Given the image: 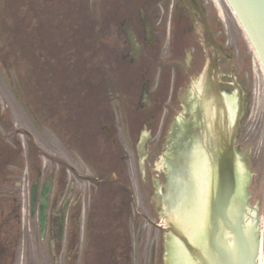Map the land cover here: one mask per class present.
<instances>
[{
	"label": "flooded vegetation",
	"instance_id": "flooded-vegetation-1",
	"mask_svg": "<svg viewBox=\"0 0 264 264\" xmlns=\"http://www.w3.org/2000/svg\"><path fill=\"white\" fill-rule=\"evenodd\" d=\"M104 1L105 5L97 3V11H106V23L93 21L84 30L78 24L51 25L45 14L49 0H18L13 12L0 8L4 65L0 70L11 76L15 98L13 106L0 98V264H75L77 260L159 264L156 241L150 242L145 257L146 236L161 237L171 228L181 233L173 220L171 226H164L159 218L160 206L156 209L157 203L152 202L157 184L163 180L159 194L166 192L161 200L169 209L182 187L174 188L172 179L176 174L181 179L187 176L190 148L194 146L215 169L221 144L231 138L233 127L226 131L223 97L229 93L226 83L234 85L229 68L233 57L212 5L207 0ZM6 33L20 35L16 47ZM104 34L108 41L102 40ZM80 56L95 64L98 58L107 60L110 97L104 104L93 101L80 109L78 104H53L52 120L44 96L49 97L48 77L54 70L50 61L58 57L67 65L66 60ZM13 64L20 73L26 68L27 95L21 94L23 84L12 76ZM34 65L42 84L36 100ZM91 69L90 79L97 72L94 66ZM96 84L95 78L89 86ZM91 110L96 115H87ZM240 121L241 117L234 131V149ZM51 128L61 144L82 147L81 158L92 171L85 177L90 181L88 210L80 205L78 195L70 197L72 185L64 193L61 162L51 167L43 163L51 155L46 151L49 145L44 149L40 142L47 143ZM165 142L168 149L157 166L155 159ZM46 182L51 187L41 232L40 193ZM34 183L38 191L32 204ZM81 218L85 243L80 245ZM34 224L38 243L33 242ZM191 246L199 253L198 245Z\"/></svg>",
	"mask_w": 264,
	"mask_h": 264
},
{
	"label": "rangeland",
	"instance_id": "rangeland-1",
	"mask_svg": "<svg viewBox=\"0 0 264 264\" xmlns=\"http://www.w3.org/2000/svg\"><path fill=\"white\" fill-rule=\"evenodd\" d=\"M18 0H1L0 8L5 11L13 12ZM209 5L217 12V17L222 22V26L225 32V41L227 46L230 47L233 63L229 65V68L233 69V79L239 84V87L242 89L243 97V113L241 115V124L238 130V136H236L235 147L240 152L244 147L248 146L250 149V169H249V183H248V204L257 203V247L259 242L261 243V238L264 235V76L262 70L258 68L256 58L251 51L249 44L245 38L244 33L236 23L234 16L232 15L230 9L228 8L224 0H207ZM97 3L99 0H49V6L45 8L46 18L50 21L51 25H56L59 22L64 24H78L82 25V30L86 27H89L88 24H93V21H102L106 23L107 14L99 13L97 11ZM101 5H105V1L101 0ZM58 5V6H56ZM37 17V16H36ZM36 19V18H35ZM94 19V20H93ZM77 22V23H74ZM2 27V24H0ZM109 27V26H108ZM49 36L51 37L50 44L52 46L53 31L54 29L50 27ZM19 38V34H16ZM15 34L6 33V36L10 37L13 42V47L17 46V38ZM103 41H108V38L105 37V34L102 36ZM87 51V50H86ZM83 56V54L81 55ZM81 56L76 59H70L69 62L59 59L58 57L50 61L51 68L54 70L50 71L48 77V89L49 97L45 96L46 101V112L51 114V108L54 109L53 104L62 106L61 104L68 105H77L78 109L85 106H90L93 101H100L104 104L110 97L108 93L109 81V71L107 70V60L98 58L97 64L95 60L90 58H85ZM104 56V55H103ZM9 60H6V68H10ZM234 64V65H233ZM13 78L16 75L19 84H23L21 94L27 95V71L25 68L24 73L18 72V68L13 64ZM95 67L97 71L92 75L91 79L89 72L91 67ZM0 67L4 68L3 59L0 61ZM66 67V70H63ZM29 72V71H28ZM8 73V72H7ZM17 73V74H16ZM31 73V72H29ZM33 90L36 91L34 100L40 98L39 90H41V81L39 80L40 74H38V69L34 65L33 69ZM97 79V84L90 88V83L94 79ZM227 81L230 79L227 77ZM43 83V81H42ZM231 84V83H230ZM227 84V91L232 92L237 96V91L234 85ZM11 76L3 75L2 70H0V98L4 103L9 106H13L15 103L14 93L11 90ZM115 95V91L113 92ZM14 98V99H13ZM31 98V97H30ZM18 102V101H17ZM2 104V103H1ZM4 105V104H2ZM35 110H37L36 105L34 104ZM20 105L15 109L18 111ZM89 110V107H86ZM8 109H10L8 107ZM116 108L113 107L115 112ZM20 116V113L17 114ZM63 115L62 113H57V116ZM76 115V114H74ZM80 115V113H79ZM87 115H96V112L87 111ZM116 115V114H115ZM39 116L36 113V117ZM78 116V115H76ZM83 116V115H81ZM53 120V119H52ZM53 123H51L52 126ZM158 137V133L156 135ZM156 139V138H155ZM154 139V140H155ZM64 144V145H63ZM61 144L57 140L56 135L53 133L52 128L49 131V137L46 144H43L41 140L40 145L46 149V146L49 145L47 152L51 155V159L44 157V164L47 166L52 164L56 165V162L59 160L61 162L60 170L63 173L60 179H64L65 187L64 193L68 189V185H72L70 197L73 199L74 196L78 195L79 203L88 210V188L90 186V181L85 177L92 174L91 167L86 161L81 158L80 151H77L73 146L66 143ZM165 146H161V151L156 156L157 166L162 165L163 154L165 152ZM73 170L70 168V166ZM51 173L46 171V173ZM22 176V175H21ZM59 179V180H60ZM21 180V177H19ZM27 178L25 179V181ZM161 182H159L155 188L157 190L156 195L153 194L152 202L158 203L159 191L161 187ZM60 184V183H59ZM22 191L25 193L26 187L22 185ZM66 189V190H65ZM63 193V195H64ZM158 206L156 207V209ZM159 218L162 220V215L158 209ZM78 244L85 243V235L82 234L83 227H85V219L81 218L78 220ZM71 226V225H70ZM163 233V232H162ZM161 233V234H162ZM33 235L34 243H38V238L36 237V225H33ZM83 235V237H82ZM163 235L154 233L153 235L148 234L146 236V250L145 253L146 259H148V249L149 244L152 240L157 242L158 247V259L159 264H162V238ZM263 247H264V238H263ZM257 252V248H256ZM75 264H81L80 260L74 261ZM62 264H64L62 262ZM147 264V263H146Z\"/></svg>",
	"mask_w": 264,
	"mask_h": 264
},
{
	"label": "water",
	"instance_id": "water-1",
	"mask_svg": "<svg viewBox=\"0 0 264 264\" xmlns=\"http://www.w3.org/2000/svg\"><path fill=\"white\" fill-rule=\"evenodd\" d=\"M230 8L234 12L239 23L243 27L249 41L254 48L257 57L260 60L264 71V0H226ZM133 38L131 37V42ZM239 93V109L238 100L234 93L229 92L224 94V103L229 118V123H232L235 118V125L241 114V90L236 86ZM193 105V104H192ZM226 131L230 130L227 123ZM235 128V127H234ZM179 138V136H178ZM233 138V137H232ZM168 149V144L165 146V151ZM236 157L234 168V152L232 148V139L221 144V149L217 155L216 175L214 168H211L206 157L192 146L188 155L187 176L181 179L178 174L173 177L174 188L181 187V191L177 196H174L175 203L170 209L166 208V202L161 200V196L167 195L164 191L159 194L157 206L162 215V224L165 225L167 217L175 222L180 233L187 238L191 243L198 245L199 253L204 255L199 256L197 253L188 252L186 248L178 241H171V264H242L244 256V245L246 244L245 237L252 247L254 242L257 244V203L248 204V183H249V169H250V149L248 146L244 147L240 152L235 147ZM237 174V177H236ZM163 181V180H162ZM237 183V184H236ZM164 186L163 182L161 183ZM214 188L212 190V187ZM243 187V191H242ZM50 183L46 182L41 191V201L39 206L40 228L43 230L45 220V205L46 195L49 192ZM173 188V189H174ZM187 189V190H186ZM212 191L211 199L209 201L210 192ZM176 191L174 194H176ZM242 195V203L245 211L251 213L252 217H242L243 229L245 237L240 233L241 225H237V234L239 241L230 228L224 227L220 229L222 233L220 238H216V245L214 244L213 236L220 224L228 226L229 218L235 220L239 216L238 201ZM160 193V191H159ZM37 185L34 183L31 190L32 204L36 200ZM186 203V204H185ZM210 203V204H209ZM188 204V205H187ZM165 205V206H164ZM210 207V214H209ZM170 211V212H169ZM167 215L166 216H163ZM208 216L209 222H208ZM221 221V222H220ZM256 224V225H255ZM209 225L211 227L209 239ZM62 225L60 224V229ZM170 234V233H169ZM167 233H163L162 238V264H166L167 243L171 237ZM212 248H209V244ZM215 246V247H214ZM225 248L227 256L223 252ZM253 253H256L255 249ZM205 258L208 260L205 262ZM225 261H224V259ZM256 258V254H255ZM247 264H255L256 259L253 260L252 255L246 257Z\"/></svg>",
	"mask_w": 264,
	"mask_h": 264
},
{
	"label": "bare ground",
	"instance_id": "bare-ground-1",
	"mask_svg": "<svg viewBox=\"0 0 264 264\" xmlns=\"http://www.w3.org/2000/svg\"><path fill=\"white\" fill-rule=\"evenodd\" d=\"M251 47V45H250ZM251 51L253 52L255 58H256V62H257V65H258V68H260V65H259V60L256 56V53H254L252 47H251ZM260 71H261V68H260ZM237 97V96H236ZM263 238H264V235L262 236L261 238V243L259 242V245L257 247V252H256V264H264V247H263Z\"/></svg>",
	"mask_w": 264,
	"mask_h": 264
}]
</instances>
